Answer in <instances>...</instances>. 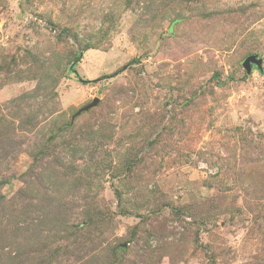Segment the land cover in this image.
<instances>
[{
  "label": "rangeland",
  "instance_id": "374dc122",
  "mask_svg": "<svg viewBox=\"0 0 264 264\" xmlns=\"http://www.w3.org/2000/svg\"><path fill=\"white\" fill-rule=\"evenodd\" d=\"M0 264H264V0H0Z\"/></svg>",
  "mask_w": 264,
  "mask_h": 264
},
{
  "label": "water",
  "instance_id": "95a60500",
  "mask_svg": "<svg viewBox=\"0 0 264 264\" xmlns=\"http://www.w3.org/2000/svg\"><path fill=\"white\" fill-rule=\"evenodd\" d=\"M99 100L98 99H94L92 101V103H90L88 106H86L85 108H83L81 111H88L90 110L91 108L95 107L97 104H98Z\"/></svg>",
  "mask_w": 264,
  "mask_h": 264
},
{
  "label": "trees",
  "instance_id": "16d2710c",
  "mask_svg": "<svg viewBox=\"0 0 264 264\" xmlns=\"http://www.w3.org/2000/svg\"><path fill=\"white\" fill-rule=\"evenodd\" d=\"M75 61H79V58L77 57V59H75ZM73 65H74V63H73ZM95 82V80H93V81H85V83H94Z\"/></svg>",
  "mask_w": 264,
  "mask_h": 264
}]
</instances>
